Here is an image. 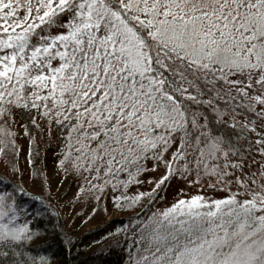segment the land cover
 Returning <instances> with one entry per match:
<instances>
[{"label": "snow or ice", "instance_id": "obj_1", "mask_svg": "<svg viewBox=\"0 0 264 264\" xmlns=\"http://www.w3.org/2000/svg\"><path fill=\"white\" fill-rule=\"evenodd\" d=\"M45 125L92 214L143 205L109 233L128 264H264V0H0V264H50L17 197L26 178L51 192ZM206 177L223 195H185Z\"/></svg>", "mask_w": 264, "mask_h": 264}, {"label": "rangeland", "instance_id": "obj_2", "mask_svg": "<svg viewBox=\"0 0 264 264\" xmlns=\"http://www.w3.org/2000/svg\"><path fill=\"white\" fill-rule=\"evenodd\" d=\"M17 121V120H16ZM14 131L18 133H22L23 129L21 124H16L13 126ZM60 137L56 132L55 128L52 127L51 131H49V127L45 125L43 127V131H37L33 134V144L31 157L35 160L37 157L41 158L40 155L37 156V150H39V145L42 146V156L44 157L45 167L47 170V181L52 185L51 192L48 191V185H44V193L41 195L46 201L51 204L55 210L58 212V215L62 218L63 222L67 229L73 234L75 237L83 238V248L87 250V252L93 251L95 249H99L104 247L105 245L112 244L115 242V238L109 233L113 232L117 228H122L123 225L129 223V219L126 220L128 214H132L133 212L139 213L140 208H136L135 206L131 208H136L134 210L123 211L121 208L108 206L107 210L104 209L103 197H101V207L100 210L95 214L91 213V208L94 206L95 201L88 200L86 196H80L77 198V189L74 181V177L72 175L69 176L67 180L63 179V169L60 171H56L59 168V165L56 163V158L58 155V144L57 140ZM17 142L22 146V151L19 158V164L21 171H25L27 168L28 172H31V168H28L26 163L25 151L27 150V140L22 138V136L17 137ZM74 158L72 160H67L64 163V167H70L73 165ZM7 161L4 160L3 156L0 155V166H2ZM3 169L0 167V172ZM35 175V173H32ZM155 176L156 172L149 169L144 175L146 179L147 176ZM6 179H11L10 176L5 177ZM44 179L43 173L41 174V180ZM208 182V178H204L203 183L205 184V189H201L200 185L196 187H190L185 184L187 191L185 195L189 193H196L198 190H203L206 195H223L222 192H209L206 190V184ZM17 183L21 184V187L24 188V192L29 194L35 193L39 194V188L37 184L39 181L31 178H26L25 181H17ZM180 183H184L181 181ZM147 184L140 186L138 188L137 185H130L127 189V192L130 194L135 193L142 188H146ZM179 189V184L173 182L172 186L167 188L168 196L166 200H162L157 198L156 203L153 205L154 208H162L166 205L168 201L172 199L174 195L172 189ZM164 189L161 190L162 194L164 193ZM42 201H38L37 203L42 204ZM127 206V205H126ZM126 206L124 208H126ZM24 213V217L28 218V210H22ZM83 213V215H81ZM117 220V221H115ZM22 219L20 222H23ZM120 224V225H119ZM123 235V234H122ZM123 241V240H121Z\"/></svg>", "mask_w": 264, "mask_h": 264}, {"label": "trees", "instance_id": "obj_3", "mask_svg": "<svg viewBox=\"0 0 264 264\" xmlns=\"http://www.w3.org/2000/svg\"><path fill=\"white\" fill-rule=\"evenodd\" d=\"M16 120L18 124L22 125L24 123L20 115L16 116ZM28 123L30 124L31 121H28ZM55 130L58 136L61 137V132L56 128ZM37 131L39 130L32 129L33 134ZM38 147L40 148L37 150V156L40 155L41 158L37 157L34 160L35 164L46 169L44 157L41 154L42 146L39 145ZM4 179L8 180L5 177ZM3 187V183H0V188ZM17 197L20 201L21 210L27 209L29 211V217L23 222H27L31 229L39 233L35 238L26 241V246L31 255H44L50 259V264H128L125 254L130 247L128 244L123 241H120V243L114 242L87 252L83 248V238L71 234L55 208L40 194L25 192L24 195H20L17 192ZM40 200L42 204L37 203ZM140 207H143V205ZM136 208L126 206L122 210L125 212ZM131 216L132 214H128L125 219L128 220Z\"/></svg>", "mask_w": 264, "mask_h": 264}]
</instances>
